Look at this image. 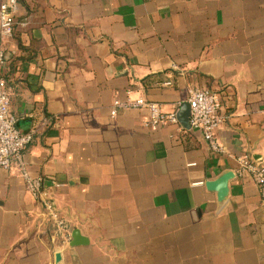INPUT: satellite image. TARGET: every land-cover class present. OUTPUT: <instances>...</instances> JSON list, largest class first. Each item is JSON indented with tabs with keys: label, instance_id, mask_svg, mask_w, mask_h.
Masks as SVG:
<instances>
[{
	"label": "crops",
	"instance_id": "1",
	"mask_svg": "<svg viewBox=\"0 0 264 264\" xmlns=\"http://www.w3.org/2000/svg\"><path fill=\"white\" fill-rule=\"evenodd\" d=\"M18 3L0 74L18 130L37 128L28 172L84 242L60 248L18 171L0 169V264H264V199L236 161L264 165V0ZM189 89L219 97L223 153L188 128ZM139 97L178 122L111 116ZM226 171L220 205L205 183Z\"/></svg>",
	"mask_w": 264,
	"mask_h": 264
},
{
	"label": "built area",
	"instance_id": "2",
	"mask_svg": "<svg viewBox=\"0 0 264 264\" xmlns=\"http://www.w3.org/2000/svg\"><path fill=\"white\" fill-rule=\"evenodd\" d=\"M18 0H0V69L6 64V49L4 44L12 39L15 29V17L18 10ZM175 69V66H172ZM166 76H171L166 73ZM169 81L163 86H169ZM189 109L187 125L190 130L198 131L208 145L210 151L223 153V147L217 142L215 132L221 123L219 97L207 89H189L187 96ZM144 109L147 111L146 126L157 127L176 124L175 112H164L158 103L147 101L141 97L121 101L115 99L110 114L114 117L118 110ZM37 128L21 133L17 127V118L11 111L10 92L5 79L0 74V169L17 170L25 182V187L31 196L40 203L45 217L54 227V236L60 248H65L70 242L68 223L52 207L42 186V179L32 177L25 161V153L34 140ZM238 176L247 175L257 187L259 195L264 199V165L253 162L244 156L237 159Z\"/></svg>",
	"mask_w": 264,
	"mask_h": 264
},
{
	"label": "water",
	"instance_id": "3",
	"mask_svg": "<svg viewBox=\"0 0 264 264\" xmlns=\"http://www.w3.org/2000/svg\"><path fill=\"white\" fill-rule=\"evenodd\" d=\"M235 175L231 171H226L221 174L218 178L208 181L205 183V187L208 191L216 193L217 201L222 205L228 196V183L234 179ZM71 243L68 244L70 247H74L78 242H84L80 237L78 231H73L70 235ZM55 264H61V255L57 253L55 255Z\"/></svg>",
	"mask_w": 264,
	"mask_h": 264
}]
</instances>
